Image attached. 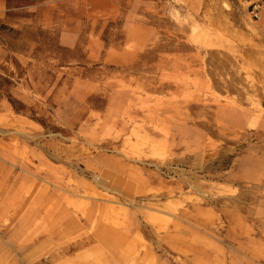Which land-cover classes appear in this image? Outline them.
<instances>
[{"label": "rangeland", "instance_id": "374dc122", "mask_svg": "<svg viewBox=\"0 0 264 264\" xmlns=\"http://www.w3.org/2000/svg\"><path fill=\"white\" fill-rule=\"evenodd\" d=\"M0 264H264V8L0 0Z\"/></svg>", "mask_w": 264, "mask_h": 264}, {"label": "built area", "instance_id": "2783aa9c", "mask_svg": "<svg viewBox=\"0 0 264 264\" xmlns=\"http://www.w3.org/2000/svg\"><path fill=\"white\" fill-rule=\"evenodd\" d=\"M248 3L254 16L257 17L258 13L264 8V0H244Z\"/></svg>", "mask_w": 264, "mask_h": 264}]
</instances>
